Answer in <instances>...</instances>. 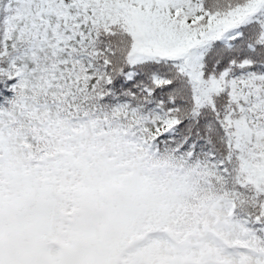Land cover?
<instances>
[{"label":"snow or ice","instance_id":"1","mask_svg":"<svg viewBox=\"0 0 264 264\" xmlns=\"http://www.w3.org/2000/svg\"><path fill=\"white\" fill-rule=\"evenodd\" d=\"M0 264H264V0H0Z\"/></svg>","mask_w":264,"mask_h":264}]
</instances>
